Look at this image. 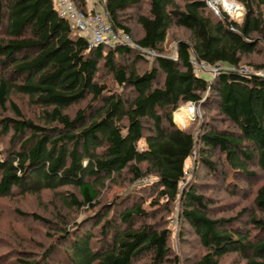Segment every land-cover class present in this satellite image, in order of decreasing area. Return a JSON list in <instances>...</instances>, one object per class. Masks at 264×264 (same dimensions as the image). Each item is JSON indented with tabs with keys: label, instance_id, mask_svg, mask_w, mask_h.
I'll return each mask as SVG.
<instances>
[{
	"label": "trees",
	"instance_id": "trees-1",
	"mask_svg": "<svg viewBox=\"0 0 264 264\" xmlns=\"http://www.w3.org/2000/svg\"><path fill=\"white\" fill-rule=\"evenodd\" d=\"M73 1L88 10V0ZM181 1L106 0L116 31L161 54L150 57L121 43L90 48L54 0H0V139L9 145L0 153V199L43 200L48 193L54 216L16 209L52 229L42 261L22 264H51L59 249L65 259L56 264H141L144 258L177 264L167 225L177 200L180 220L206 250L191 264H220L231 253L264 264V77L240 71L246 57L264 52V0H235L245 8L241 22L225 12L217 16L207 0ZM145 3L139 33L127 14ZM175 26L191 36L178 40L172 57L163 46ZM197 61L224 67L207 78L196 72ZM246 65L264 69V63ZM20 95L38 112L36 120L24 112ZM191 102H215L236 130L210 128L196 137L180 128L173 114ZM194 154L195 170L203 165L216 173L213 156H219L223 182L255 177L250 168L257 165L263 180L251 186L253 205L235 217H213L199 185L181 187ZM149 176L154 182L143 192L155 194L152 209L135 189L103 201L108 183L133 185ZM88 210L94 214L84 223L62 216Z\"/></svg>",
	"mask_w": 264,
	"mask_h": 264
},
{
	"label": "rangeland",
	"instance_id": "rangeland-1",
	"mask_svg": "<svg viewBox=\"0 0 264 264\" xmlns=\"http://www.w3.org/2000/svg\"><path fill=\"white\" fill-rule=\"evenodd\" d=\"M207 1L209 2L210 8L217 16H221L222 12H225L231 19L238 22L242 21L245 8L240 2L231 0L241 7V11L234 13L233 11L224 8L222 5L214 3L212 0ZM105 2L103 3V6ZM180 2L182 3L181 0ZM103 6L101 7L102 11L106 12ZM147 10L148 5L147 3H145L143 6H141V8H133L128 11L127 17L128 20H130L129 25L136 32L138 31L140 33L141 30L140 25L137 21L138 15L140 13H145ZM190 36L191 34L188 30L181 27H173L169 31V35L163 46L166 55L175 57L178 40H189ZM250 61L254 62L255 64L264 63V52L246 57L244 65L240 67V71L242 72L262 75L264 69L255 71L254 69L249 68L246 65ZM199 63L200 62L195 63L196 72L200 75H204L207 78L212 77L216 73L215 71L217 69L224 67L223 65L222 67L220 65H206V67L201 70V68L199 67ZM104 74L103 75L106 76L110 85L115 87L116 85L111 75L107 76L106 71H104ZM18 97L20 98L19 100H17L22 104L26 115L29 117H33L36 120L38 112L34 111L33 108L28 105V98L21 95ZM190 104L191 103L182 104L179 108ZM193 107L195 109L194 114L186 116L184 122L178 123L176 120V111L179 108L174 112L173 119L180 128L191 130L196 137H199L204 130H208L210 128L230 131L236 130L235 126L219 111L218 106L215 104V102H208L206 105H196L194 103ZM10 114V112H7L4 116ZM1 115L3 114L0 109V116ZM8 147L9 145L7 138L0 139L1 155L8 149ZM213 158L217 162V173L214 170H210L208 167L203 165L199 166V168L195 170L194 161L197 159V154H194V156H192V158L187 161V178L181 183V187L191 183L199 185L200 193L206 194L212 201L211 213L213 217H235L244 207L253 205L251 198L252 193L250 192V189L251 186L257 187L259 183L262 182V176L258 175L262 172L260 168L257 167V165H254L250 169L258 173L255 177L245 179L238 176V178L236 177L233 180L228 176L229 178L226 181L224 180L225 182H223L221 176L222 173L225 172V170L220 161L221 158H219V156H213ZM221 166L222 168L220 170ZM138 182L139 183L136 182V184L133 185L124 184L122 186L120 183H108L107 187L103 190V201L106 203H110V201L115 199L117 196L126 195L127 193L132 192L135 189V192L140 194L143 193V195H146V198L148 200L144 204L145 209H152L151 203L153 201V198L156 196L152 192L151 194H148L149 192H143L145 191L143 187H147L148 185L153 183L154 177L149 176ZM41 198H43V200L32 195H27L26 197L18 196L15 197V199H0V264H22L20 259H32L37 257L40 261H42L41 255L43 254V251L52 242V239L48 237V234L49 232H52V229H49L43 223L36 221L34 222L29 218H22L20 215H18L16 210L18 208L21 211L35 212L49 218L54 217L50 215L51 212H53V207L48 204V201H50V194L46 193ZM181 209V203L179 200H177L173 203V209L169 216L167 215L168 213H166V211L164 210H162L160 216H168H166L168 222L167 225L172 229L170 245L172 247L173 256L179 259V261H177V264H191L195 261V259L201 257L206 252V250L201 244L200 238L191 228V226L187 222L180 220ZM64 214H67V217L72 218L70 223H73L74 220L84 223L87 216L93 215L94 213L93 211L88 210L86 212L79 213L69 212V214L64 211L62 213V216ZM247 218L248 216L243 217V219ZM86 224L90 225V223ZM21 249L30 254V256L21 255V253H23L21 252ZM61 252L62 251L60 249L59 251H56L52 258L51 264H56L57 260L62 261L65 259ZM147 261H149V259L144 258L140 261V263L145 264L147 263ZM246 263L247 260L242 258L238 253H231L222 258L220 262V264ZM172 264H174V261L172 262Z\"/></svg>",
	"mask_w": 264,
	"mask_h": 264
},
{
	"label": "built area",
	"instance_id": "built-area-1",
	"mask_svg": "<svg viewBox=\"0 0 264 264\" xmlns=\"http://www.w3.org/2000/svg\"><path fill=\"white\" fill-rule=\"evenodd\" d=\"M54 2L60 15L69 19L73 25L87 37L88 46L90 48H94L99 45L115 46L121 43L139 49L150 57L160 55L157 51L146 49L138 45L130 34L121 30L116 31L109 22L107 12L102 11L101 7L103 6L105 0H88V10L79 8L73 0H54ZM206 65L208 64L203 62L199 63L201 70L206 67ZM221 69L222 68H219L215 72L217 73ZM261 76L264 77V72Z\"/></svg>",
	"mask_w": 264,
	"mask_h": 264
},
{
	"label": "bare ground",
	"instance_id": "bare-ground-1",
	"mask_svg": "<svg viewBox=\"0 0 264 264\" xmlns=\"http://www.w3.org/2000/svg\"><path fill=\"white\" fill-rule=\"evenodd\" d=\"M212 1L214 3H218L219 5H222L224 8L231 10L234 13L241 11V7L238 4L232 2L231 0H212ZM193 106L194 105L192 104L183 106L176 111V120L178 123L184 122L186 116L194 114L195 109Z\"/></svg>",
	"mask_w": 264,
	"mask_h": 264
},
{
	"label": "crops",
	"instance_id": "crops-1",
	"mask_svg": "<svg viewBox=\"0 0 264 264\" xmlns=\"http://www.w3.org/2000/svg\"><path fill=\"white\" fill-rule=\"evenodd\" d=\"M87 8H89V4L87 5Z\"/></svg>",
	"mask_w": 264,
	"mask_h": 264
},
{
	"label": "water",
	"instance_id": "water-1",
	"mask_svg": "<svg viewBox=\"0 0 264 264\" xmlns=\"http://www.w3.org/2000/svg\"><path fill=\"white\" fill-rule=\"evenodd\" d=\"M191 104H192V105H194V103H193V102H191Z\"/></svg>",
	"mask_w": 264,
	"mask_h": 264
}]
</instances>
